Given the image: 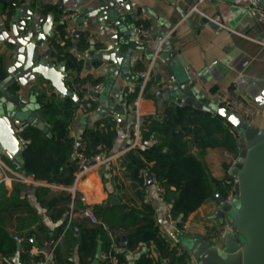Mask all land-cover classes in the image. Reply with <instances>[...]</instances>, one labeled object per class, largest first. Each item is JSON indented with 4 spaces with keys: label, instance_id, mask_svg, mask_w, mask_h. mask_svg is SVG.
Wrapping results in <instances>:
<instances>
[{
    "label": "crops",
    "instance_id": "1",
    "mask_svg": "<svg viewBox=\"0 0 264 264\" xmlns=\"http://www.w3.org/2000/svg\"><path fill=\"white\" fill-rule=\"evenodd\" d=\"M34 2L37 9L48 8L47 11L43 12L44 17L51 11H54L57 20L65 11H76L77 13L76 17L69 19L64 24L65 30H82L81 35H73L75 44H72L73 49H70L77 59H82L84 62L80 70L68 71L66 84L71 91H74L72 87L74 80H101L102 82H99L102 85L101 88L106 87L105 83L110 74L109 68L113 66V62L100 59L97 54L111 50L113 41L110 34L120 32L122 42L120 52L126 54L120 74L126 80L127 86L120 98L115 99L114 113H101V100L96 98V105L90 112L82 113L77 109L69 123L70 135L76 143L78 139L84 141L85 129L93 128L98 131H106V119L110 118L113 122L110 128L114 133L112 145L109 148L103 143L101 145L102 151L98 153L103 157L110 156L111 159L94 167L79 183L89 200L94 205L103 204L105 207H109L114 205H108L110 196L116 195L118 203L135 206L141 203L140 195H142L143 200L153 206L161 232L175 245L181 243V232L192 231L201 238H208V232L210 237L217 234L216 228L220 222L218 218L214 217L218 208L216 198L208 199L197 210L190 213L184 220L185 228L179 224L171 223L169 219L171 203L163 198L154 178L152 183H149L148 180L141 183L128 175L129 171L126 169L125 162L126 153L124 154L123 151L133 139L132 125L136 121V112L132 108L131 102L139 96L142 87V81L136 75V71L147 68L153 53L151 50L157 46L161 38L164 39L161 50L169 52L172 49H177L178 53L182 54L185 65L177 57L164 60L159 56L156 59L140 99V112L144 118H157L162 114H167L169 107L180 105L177 92L180 83H186L196 90L194 94L196 100L209 108L220 106L214 97V92L217 89L233 90L234 94L243 97L248 103L261 110V113L250 119L249 122L264 130V38H261L264 29L259 28V31H256L254 26L248 28L242 24L244 16L252 7V0H208L201 7L214 18V22L218 24L217 28L210 26L211 20L198 13L187 15L197 0H128L131 13L122 17L124 26L120 30L113 24L109 25L107 20H100L98 16H90L83 21L78 18L88 8L97 6L99 0H69L62 11L57 10L55 0H34ZM1 8V15H3L8 13L10 7L0 1ZM141 26H146L151 31L153 42L150 45L140 35ZM56 31L57 36L63 34L59 33L58 30ZM57 36L56 39H58ZM80 36L84 37L88 47H77ZM2 46L3 44H1ZM47 47H52L49 39L39 47V53L45 52ZM168 65H173V80L169 75ZM15 90L23 100L31 102L34 112L37 113L35 122H44V125L39 129L50 131L52 125L41 117L37 97L45 90L58 92L48 81L38 77L25 85L17 86ZM58 95L60 96L59 93ZM188 107L195 108L193 106ZM201 110L207 111L208 109ZM225 123L229 124L227 121ZM21 128H17L18 134ZM235 134L239 142L237 132ZM155 136L159 144L162 141V135L156 132ZM223 136L220 132L217 133L219 139H222ZM20 139L25 144L21 137ZM240 151L239 155H236L221 145L207 147L203 151V157L213 176L223 179L231 173L234 163L240 156ZM12 163L14 164L13 161ZM14 165L15 168L11 166L10 168L16 171V175L26 176L22 166L17 168L16 164ZM26 177L31 181L25 182L12 178L8 183L2 184L7 190L4 198L2 195L0 196L4 202L1 216L5 228L13 235L19 234L24 237L30 231L36 232L31 237L32 246L29 249L25 248L24 241L20 249L17 248V252L11 257V264H31L32 259L29 255L31 250L38 255L49 252L53 242L48 241V237L53 236L55 228L63 222V219H52L50 212L40 205L34 190L30 189V186L33 188L36 186L49 187L48 197L57 196L62 190L70 194L67 190L69 185L48 183L32 176ZM145 179H147V174H145ZM19 181L24 182L27 188L16 192L14 196V187ZM10 197H15L20 205L16 207L11 204L12 200L6 199ZM71 203L72 200L69 202L70 206ZM80 204L81 202L76 205L74 203L73 211L78 212ZM8 205H10L9 209L4 208ZM75 218L82 219L78 213L73 219ZM219 229H221V235L216 243L218 245L222 243L224 233L222 226ZM121 231V229L115 230L117 234H121ZM59 245L64 251L73 249V259L76 264H79L76 247L71 248L69 242L63 239ZM181 247L183 248L182 244ZM126 252L129 264H133L134 260L143 252L157 256L152 244L149 246L139 245L134 250H127L126 248ZM104 257L105 252L99 251L92 264H98L99 261L105 259ZM3 260L4 257L0 254V264ZM194 263L197 264V260L195 256H191L189 264Z\"/></svg>",
    "mask_w": 264,
    "mask_h": 264
},
{
    "label": "trees",
    "instance_id": "2",
    "mask_svg": "<svg viewBox=\"0 0 264 264\" xmlns=\"http://www.w3.org/2000/svg\"><path fill=\"white\" fill-rule=\"evenodd\" d=\"M32 5L36 6L34 0ZM47 10L45 7L42 12ZM56 30L62 34L65 30L64 24L57 26ZM49 43L55 48H51V56L58 62L65 60L68 71L82 68L83 60L77 59L69 49L72 42L59 41L54 36L50 38ZM77 47H88L84 37H79ZM95 100L96 98L94 105ZM37 101L41 117L51 124L52 128L45 131L34 123L22 126L19 131V136L25 143L22 170L26 176L37 180L70 185L74 180L76 166L71 159L75 141L70 135L69 123L78 109V104L69 96L61 98L53 90L41 92ZM150 118L149 131L162 135V141L145 151H128L125 156L126 169L131 178L144 183L148 179H145L143 171L146 165L150 166L146 172L147 177L153 176L155 181L164 187L162 196L171 203L174 218L184 221L208 199H215L217 192L228 196L234 191V176L229 173L223 179L214 177L203 157V151L207 147L220 145L239 155L240 144L237 135L232 132L233 126L227 125L222 116L177 105L167 109L164 120ZM106 125V131L85 129L83 140L87 144V155L100 153L103 143L109 148L112 145L114 133L110 130L113 125L110 118L106 119ZM219 132L224 135L222 139L217 137ZM190 142L194 148L190 147ZM20 182L14 187V196L16 192L27 188L24 182ZM30 189L34 190L38 202L50 212L52 219H63L55 228L53 236L48 237V241L54 242L62 236L71 248L76 247L79 264H92L99 251H104L109 256L98 264H129L127 252L122 250L123 247L134 250L139 245L151 244L154 245L157 256L143 252L133 264H189L191 256H194L183 248L179 252L177 246L163 235L157 224L153 206L145 202L142 195L141 203L135 206L121 203L109 207L103 204L95 205L99 223L78 218L69 223L70 212L73 210L69 205L70 194L62 190L57 196L48 197L49 187L30 186ZM6 191L5 186L1 184L0 196L4 198ZM6 199L12 200L10 203L16 207L20 205L15 197ZM3 203L0 199V254L4 257L1 264H11V257L17 252V245L13 234L3 225ZM76 204H79L78 200L75 201ZM10 205L4 208L9 209ZM116 229H121V234H117ZM35 233H26L25 248L32 246L31 237ZM72 252L73 249L64 251L57 245L54 257L61 264H76Z\"/></svg>",
    "mask_w": 264,
    "mask_h": 264
},
{
    "label": "water",
    "instance_id": "3",
    "mask_svg": "<svg viewBox=\"0 0 264 264\" xmlns=\"http://www.w3.org/2000/svg\"><path fill=\"white\" fill-rule=\"evenodd\" d=\"M0 1L10 7L6 20L1 18L2 8L0 9V146L3 154L20 168L24 164L25 144L21 142L17 128L32 123L41 128L44 122H35L37 113L31 102L23 100L15 88L38 77L48 81L61 97L69 96L77 101V94L66 84L69 75L66 61L55 60L50 54V47L42 54L39 53V47L51 37L57 36L56 27L64 24L61 19H56L54 11L44 17L43 9L32 5L33 0ZM55 1L57 10L62 11L69 0ZM98 3L78 18L83 21L90 16H98L100 20H107L109 25L122 29V17L131 13L128 0H99ZM255 4L264 9V0H256ZM242 24L248 28L254 26L256 31L264 29L259 13L252 8L244 16ZM209 25L213 28L218 26L214 21H210ZM81 34L80 29L74 33L75 36ZM110 37L113 48L97 54L98 58L113 62V66L109 68L106 87L91 92L101 100V113H114L115 99L120 98L127 86L120 74L126 55L120 52V32H114ZM261 38H264V34ZM159 56L164 60L177 57L185 65L183 56L177 49L169 52L161 50ZM172 66H167L171 80L174 79ZM179 87L177 93L181 106L208 109L212 114L222 116L237 131L241 148L240 156L231 170L235 178L233 199L227 200L225 195L216 193L218 208L214 217L219 219L224 229L222 243L218 245L207 238L196 237L190 246H183V249L195 256L197 264H264V130L224 106H204L196 100V90L189 84L180 83ZM81 143L82 139L76 142L78 147ZM189 145L192 148L191 142ZM147 179L149 183L153 182V176H148ZM116 203V195H111L108 205ZM17 248L20 249L19 244Z\"/></svg>",
    "mask_w": 264,
    "mask_h": 264
},
{
    "label": "built area",
    "instance_id": "4",
    "mask_svg": "<svg viewBox=\"0 0 264 264\" xmlns=\"http://www.w3.org/2000/svg\"><path fill=\"white\" fill-rule=\"evenodd\" d=\"M208 0H197L196 4L191 8V10L187 13V15L191 13H198L199 15H202L206 17L208 20L214 21V18L207 14L201 6H203ZM256 0H252V9H254L256 12L259 13L260 19L264 22V9L260 8L255 4ZM77 16L76 11H65L61 15V21L66 24L67 21L71 18H74ZM8 17L7 14L1 15V18L3 20H6ZM74 29H66L62 35H58L59 41H66L69 40L73 44V38H74ZM140 35L143 37L144 41L150 45L153 42V38L151 35V31L146 26L140 27ZM90 39V38H88ZM87 39V40H88ZM164 39L161 38L158 41L157 46L153 49V53L151 56V61L149 62V65L147 68L142 70H137L136 75L141 79V92L139 96L132 100L131 105L132 108L136 112V121L132 125V132H133V139L129 146L123 151V153H127L130 150L133 151H145L151 148L152 146L158 144V140L155 136V131H149V125L151 122V118L149 117H143L140 112V99L142 97V91L144 90L147 81L149 79V76L154 68L155 61L159 57L161 48L163 45ZM52 49H55L53 46ZM69 49H73V46ZM72 87L74 92L77 94V104H78V110H80L82 113H88L94 108V96L91 94V92L99 91L101 90V83L95 82L94 80L90 79H84V80H74L72 82ZM214 97L217 100V102L220 104V106H224L234 112L237 116L242 117L246 121H249L253 117L259 115L261 113V110L250 103L243 97L237 96L234 94L233 90L231 89H217L214 92ZM166 117V114H162L157 119L164 120ZM149 132L148 135L145 134V132ZM232 132H237L235 129H232ZM87 151V144L85 141H82L80 147L77 146V144H74V149L72 152V159L75 163V171H74V180L71 185L68 186L67 190L71 194V206L74 207V203L76 200L81 202V207L78 212L71 211L70 213V221L76 217L77 213L78 216L82 219H87L91 223H99L100 220L95 212V205L89 200L87 194L85 191H83L79 183H81L84 178L87 176L88 173L91 172V170L99 165L100 163H103L104 161H108L111 159L110 156L103 157L100 154H96L94 156H89L86 153ZM149 165H146L143 173L146 174V172L149 170ZM19 174V173H18ZM12 178L15 180H22L25 182L31 181L26 176L19 174L16 175V171H14L8 164L4 161V159L0 156V185L6 184ZM158 190L162 193L164 191V187L157 183ZM234 192H231L228 196H226L227 200L233 199ZM169 219L171 223H176L182 226V228H185V222L181 221L179 218H174L172 216V213H169ZM14 239L17 244L20 246L25 241V237L19 234H14ZM62 240V236L59 237L56 241L53 242L51 249L49 252L44 253L43 255H38L32 250L29 252V255L31 256V264H61L59 263L55 257H54V251L57 245ZM179 252L182 251V247L180 244L176 245ZM109 255L105 253V259Z\"/></svg>",
    "mask_w": 264,
    "mask_h": 264
},
{
    "label": "rangeland",
    "instance_id": "5",
    "mask_svg": "<svg viewBox=\"0 0 264 264\" xmlns=\"http://www.w3.org/2000/svg\"><path fill=\"white\" fill-rule=\"evenodd\" d=\"M0 156L4 159V161L8 164V166H11L13 168H15V165L12 163V161L9 159V158H6L4 157V154L2 152V148L0 146ZM237 206H238V203H237ZM220 224L217 226V230H218V233L215 234L214 236L210 237V233L208 232V236L206 234V236L208 237L207 239L211 242V243H214L216 244L218 241H219V236L221 235L220 233ZM223 228V226H222ZM210 231V230H209ZM212 231V229H211ZM198 237L197 234H195V232H192V231H189V232H181L180 234V240H181V244L183 246H190L193 242V239ZM195 264V263H194Z\"/></svg>",
    "mask_w": 264,
    "mask_h": 264
},
{
    "label": "flooded vegetation",
    "instance_id": "6",
    "mask_svg": "<svg viewBox=\"0 0 264 264\" xmlns=\"http://www.w3.org/2000/svg\"><path fill=\"white\" fill-rule=\"evenodd\" d=\"M5 157V156H4Z\"/></svg>",
    "mask_w": 264,
    "mask_h": 264
}]
</instances>
